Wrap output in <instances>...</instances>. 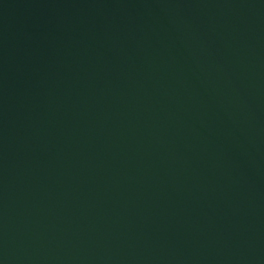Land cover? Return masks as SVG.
Segmentation results:
<instances>
[{
    "label": "water",
    "instance_id": "water-1",
    "mask_svg": "<svg viewBox=\"0 0 264 264\" xmlns=\"http://www.w3.org/2000/svg\"><path fill=\"white\" fill-rule=\"evenodd\" d=\"M0 264H264V0H0Z\"/></svg>",
    "mask_w": 264,
    "mask_h": 264
}]
</instances>
